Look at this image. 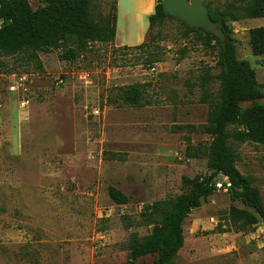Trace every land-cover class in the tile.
I'll list each match as a JSON object with an SVG mask.
<instances>
[{
	"label": "rangeland",
	"instance_id": "obj_1",
	"mask_svg": "<svg viewBox=\"0 0 264 264\" xmlns=\"http://www.w3.org/2000/svg\"><path fill=\"white\" fill-rule=\"evenodd\" d=\"M227 1L204 0L212 10ZM134 9L132 0H121L119 42L131 47L96 42L74 59L44 51L43 70L21 55L0 54V264H128L130 239L152 231L139 224L144 203L187 193L184 176L213 172L204 153L223 89L219 46L189 33L179 17L151 29ZM91 13L96 21L112 16L115 0H92ZM225 25L236 57L256 73L264 104V55L253 54L249 32L264 17ZM140 34L143 49L135 47ZM129 85L141 90L140 104L123 100ZM229 144L264 204V144ZM110 185L128 202H114ZM231 205L246 208L220 188L194 208L172 264H264V223L257 215L256 223L238 227ZM155 257L136 264H154Z\"/></svg>",
	"mask_w": 264,
	"mask_h": 264
},
{
	"label": "trees",
	"instance_id": "obj_2",
	"mask_svg": "<svg viewBox=\"0 0 264 264\" xmlns=\"http://www.w3.org/2000/svg\"><path fill=\"white\" fill-rule=\"evenodd\" d=\"M42 6L33 8L30 0H0V54L21 55L35 62L43 70L40 53L61 50L64 59H74L89 44L111 42L115 40L117 14L94 20L91 13L92 0H42ZM210 17L216 21L222 17L226 40L202 27L192 26L183 21L188 32H194L208 46L213 41L219 46L218 63L223 71V89L216 110L210 115L206 127L212 142L204 155L213 172L202 179L198 176H184L183 184L190 191L175 196H166L144 203L140 212V225H152V231L144 236H133L128 244V264H136L139 257L156 255L154 264H172L178 251L184 244L183 222L189 213L218 188L215 178L219 174L228 177L231 187L228 189L232 201H241L246 208L235 205L230 207V218L240 228L258 221L264 223V204L257 186L237 169L236 152L229 144L234 138L240 142L252 141L264 144V104L261 84L248 60L236 57V48L231 33L232 27H226V21H238L243 18L264 17V0H231L224 8L212 10ZM166 17L162 0H157L154 13L149 15L152 29ZM176 17V16H175ZM250 43L254 55H264V25L250 29ZM146 43L136 45L143 49ZM125 48L131 47L124 45ZM124 101L138 105L141 103V90L129 85L122 88ZM251 101L243 107L242 103ZM233 126L231 129L230 127ZM198 156V155H197ZM110 198L118 203L128 202V195L115 185L108 187ZM250 208L256 214L248 210ZM258 215V216H257Z\"/></svg>",
	"mask_w": 264,
	"mask_h": 264
},
{
	"label": "water",
	"instance_id": "obj_3",
	"mask_svg": "<svg viewBox=\"0 0 264 264\" xmlns=\"http://www.w3.org/2000/svg\"><path fill=\"white\" fill-rule=\"evenodd\" d=\"M162 5L166 14L179 17L192 26L202 27L222 41L226 40L222 17L214 21L204 0H162Z\"/></svg>",
	"mask_w": 264,
	"mask_h": 264
},
{
	"label": "crops",
	"instance_id": "obj_4",
	"mask_svg": "<svg viewBox=\"0 0 264 264\" xmlns=\"http://www.w3.org/2000/svg\"><path fill=\"white\" fill-rule=\"evenodd\" d=\"M156 1L157 0H132V2L135 3V9L134 10L136 12V15L142 16V17L144 15H147L148 19H149V15L154 13V11H155ZM129 2H131V0H129ZM120 4H121V0H116L117 30H116V36H115L114 42H115V45H117V46H124L127 44H125L124 42L123 43L119 42V31L121 30L119 27V24H118L119 17H120V15H119ZM130 13H131V7H130ZM149 27H150V25H149ZM145 39H144L143 35L140 34L139 41H142V42H140V44L143 43L145 41ZM127 46H131V45H127Z\"/></svg>",
	"mask_w": 264,
	"mask_h": 264
},
{
	"label": "built area",
	"instance_id": "obj_5",
	"mask_svg": "<svg viewBox=\"0 0 264 264\" xmlns=\"http://www.w3.org/2000/svg\"><path fill=\"white\" fill-rule=\"evenodd\" d=\"M155 68H153L154 70ZM20 80H24L25 76H22L21 78H19ZM19 80V81H20ZM16 81V82H19ZM10 89L11 90H16L18 89V86L16 83H12L10 85ZM30 104V100L28 98H24L21 101V107L22 108H26L28 105ZM215 184L217 186L218 189L223 188L224 190H228L231 187V182L229 181L228 177L223 175V174H219L218 180L215 181Z\"/></svg>",
	"mask_w": 264,
	"mask_h": 264
}]
</instances>
